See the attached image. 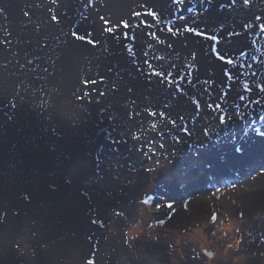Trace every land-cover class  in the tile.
Segmentation results:
<instances>
[{
    "label": "bare ground",
    "instance_id": "bare-ground-1",
    "mask_svg": "<svg viewBox=\"0 0 264 264\" xmlns=\"http://www.w3.org/2000/svg\"><path fill=\"white\" fill-rule=\"evenodd\" d=\"M0 9V264H142L123 226L144 182L122 184L105 205L80 193L92 146L135 151L176 127L203 141L236 115L245 123L214 138L219 155L261 147L264 0H0ZM110 208L124 236L96 243L84 232ZM64 228L72 237L45 251Z\"/></svg>",
    "mask_w": 264,
    "mask_h": 264
},
{
    "label": "rangeland",
    "instance_id": "rangeland-1",
    "mask_svg": "<svg viewBox=\"0 0 264 264\" xmlns=\"http://www.w3.org/2000/svg\"><path fill=\"white\" fill-rule=\"evenodd\" d=\"M228 121L212 139L194 142L188 129L186 134L176 127L167 135L154 138L146 148L118 152L116 146L97 151L92 146L89 153L85 150L82 154L88 161L83 164L82 175L88 178L79 192L100 199L96 200L100 205L112 200V194L118 191L121 195L125 190L120 191L122 184L131 187L136 180L144 182L134 192L133 211L125 216L129 221L123 226L142 264H264V137L259 141L260 148L251 147L232 159L219 155L214 138L231 139L245 123L236 115ZM259 127L264 133V120ZM208 158L217 161L194 173ZM221 160L225 163L216 166ZM250 178L253 179L248 182ZM62 180L63 177L59 183ZM250 189L252 199L245 195L240 199L238 196L243 193L232 191ZM170 198L172 203L168 202ZM111 209L100 215L96 228L86 230L84 235L96 243L113 235L124 236L118 227L119 216ZM61 234L53 236L55 243L45 244V251L57 248L61 244L59 238L72 237L65 228ZM106 248L107 245L101 251ZM95 258L101 260L99 256Z\"/></svg>",
    "mask_w": 264,
    "mask_h": 264
},
{
    "label": "snow or ice",
    "instance_id": "snow-or-ice-1",
    "mask_svg": "<svg viewBox=\"0 0 264 264\" xmlns=\"http://www.w3.org/2000/svg\"><path fill=\"white\" fill-rule=\"evenodd\" d=\"M53 2H56V0H53ZM208 2L211 3L212 0H208ZM232 2L235 3V0H232ZM244 3H245V4H248V3H249V0H244ZM222 7H223V5H222ZM0 13H3V9H0ZM25 15H28V13L25 12ZM51 19H52L53 21H55V22H58V18H57L56 16H52ZM101 19H104V18L101 17ZM257 19H259V17H257ZM105 23L107 24L108 21H105ZM124 26H125V27H128L127 23H125ZM105 30H106L107 32H109V33H111V32L113 31V29H112L111 27H108V28H106ZM169 31H171V29H170ZM188 31H192V32H195L196 35H200V33H199V32H196L195 29H188ZM72 35H73L75 38L79 39V40H85V37H84V36H79V35H77L76 32H73ZM210 39L215 40L216 37H210ZM88 43L91 44V43H94V42H93V41H88ZM213 51H216V49L214 48ZM129 52H131V49H129ZM217 55L219 56V58H220L221 60L224 59V56H223V55H220L219 53H217ZM228 62L231 63V61H228ZM150 67H151V65H150ZM154 74L157 75V76H162V75H164L163 73H154ZM260 90H261V91H264V88H261ZM129 91H131V89H129ZM101 95H103V94H101ZM217 107H219V106H217ZM151 115H155V113H151ZM220 121H221V123H224V122H225L223 117L220 118ZM153 127H155V126L153 125ZM114 142H115V141H114ZM236 151L239 152V151H241V149L238 147V148L236 149ZM169 207H171V205H169ZM117 215H119V213H117ZM213 219H215V216L213 217ZM91 222H92L93 224H96V223H97V221H96L95 219H93ZM161 223H163V221H161ZM89 264H92V262L89 261Z\"/></svg>",
    "mask_w": 264,
    "mask_h": 264
},
{
    "label": "crops",
    "instance_id": "crops-1",
    "mask_svg": "<svg viewBox=\"0 0 264 264\" xmlns=\"http://www.w3.org/2000/svg\"><path fill=\"white\" fill-rule=\"evenodd\" d=\"M198 260H200V258H198ZM181 262L183 263V261L181 260ZM184 264H187V263H185L184 262ZM200 264V263H199ZM205 264V263H204ZM223 264H228V261H226L225 263H223Z\"/></svg>",
    "mask_w": 264,
    "mask_h": 264
}]
</instances>
